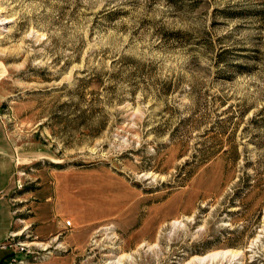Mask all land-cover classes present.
<instances>
[{
  "label": "rangeland",
  "instance_id": "374dc122",
  "mask_svg": "<svg viewBox=\"0 0 264 264\" xmlns=\"http://www.w3.org/2000/svg\"><path fill=\"white\" fill-rule=\"evenodd\" d=\"M0 11L18 186H47L72 225L64 246L20 240L24 264H264V0Z\"/></svg>",
  "mask_w": 264,
  "mask_h": 264
},
{
  "label": "crops",
  "instance_id": "0c3cea01",
  "mask_svg": "<svg viewBox=\"0 0 264 264\" xmlns=\"http://www.w3.org/2000/svg\"><path fill=\"white\" fill-rule=\"evenodd\" d=\"M19 166V154L0 125V245L12 234L18 240L58 239L60 246L69 244L62 235L66 230L64 213L56 210L47 186L26 183L19 188L18 184L23 181ZM8 253L0 250V261H4Z\"/></svg>",
  "mask_w": 264,
  "mask_h": 264
},
{
  "label": "built area",
  "instance_id": "2783aa9c",
  "mask_svg": "<svg viewBox=\"0 0 264 264\" xmlns=\"http://www.w3.org/2000/svg\"><path fill=\"white\" fill-rule=\"evenodd\" d=\"M19 187H21L19 185ZM65 225L69 227L71 225L70 220L65 221ZM0 250H10L14 253L13 257L6 258L4 261H0V264H24L23 259L20 258L19 254H30L29 250L25 249V244L20 240L16 239L15 234L10 235L8 241L0 245Z\"/></svg>",
  "mask_w": 264,
  "mask_h": 264
},
{
  "label": "bare ground",
  "instance_id": "6f19581e",
  "mask_svg": "<svg viewBox=\"0 0 264 264\" xmlns=\"http://www.w3.org/2000/svg\"><path fill=\"white\" fill-rule=\"evenodd\" d=\"M10 21H12V19L11 18H6V16L4 17L3 14L0 11V29H2V30L5 29L4 28V25L7 24V23H9ZM216 256H218V253L217 254H214L213 253V254H208V255L206 254V256H204V257L201 256V258H199L198 260H200V262L201 261H204L206 259H212L213 260V258H215Z\"/></svg>",
  "mask_w": 264,
  "mask_h": 264
}]
</instances>
